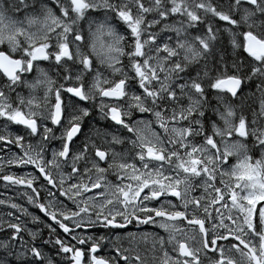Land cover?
Returning a JSON list of instances; mask_svg holds the SVG:
<instances>
[{"label":"snow or ice","instance_id":"1","mask_svg":"<svg viewBox=\"0 0 264 264\" xmlns=\"http://www.w3.org/2000/svg\"><path fill=\"white\" fill-rule=\"evenodd\" d=\"M0 142V264H264V0H0Z\"/></svg>","mask_w":264,"mask_h":264},{"label":"flooded vegetation","instance_id":"2","mask_svg":"<svg viewBox=\"0 0 264 264\" xmlns=\"http://www.w3.org/2000/svg\"><path fill=\"white\" fill-rule=\"evenodd\" d=\"M124 62H126V58L124 60ZM252 87H255V85L253 84ZM91 119H95L96 122L103 124L104 122L100 120L99 115L95 112V110H93L92 112V117ZM87 130V126L86 129ZM13 132L17 131L16 127L14 126L12 129ZM3 148L2 142H0V149ZM12 151H17V149H15L14 147L12 148ZM10 153L4 149V150H0V160H3L5 162L4 167L0 168V174H7L8 172H13V173H24V172H30L33 171V169L31 168V166L27 167V168H23V167H17L15 165H7L6 161L9 158ZM26 189L22 186L19 185H10L7 182L0 180V200H4L6 201L5 204H0V219L3 220H8L11 219L10 217L7 216V212L8 211H13L14 216L15 215H19V213H17L14 209H10L9 208V204L10 203H18L21 204L22 206H25L28 208L29 212L40 215L41 218L43 220H45L48 223H51L50 221H47L46 217H43L42 213H39L38 209H35L32 205L27 204L26 202V198L23 196V192ZM30 191V190H28ZM29 227H32L31 224L28 225ZM41 227H43V225H41ZM57 231H59V229L57 228ZM78 232H83L85 231L84 229H77ZM87 231H92V230H87ZM126 233H135L137 235V241L133 244L130 245V237L125 235ZM145 233H149V234H163L162 230H160L159 228L155 227L154 225H136L135 222L128 226L125 230H122L120 235H121V239L119 241H115V242H109V243H105L104 248L105 250H108L110 248V243H117L120 244L122 247H136L139 251H141V253H144L146 249L150 248V243L146 242L144 240V234ZM61 235H63V233H61ZM113 235H116V233H113ZM44 236L47 237V231L44 232ZM3 238V231L0 230V239ZM25 238L27 239V235L25 234ZM67 238V237H66ZM151 239V236L150 238ZM194 243V241L192 242ZM223 243V242H220ZM225 248H227V245H225ZM103 254V253H101ZM109 255H111V252L109 251ZM122 264V262H121Z\"/></svg>","mask_w":264,"mask_h":264},{"label":"trees","instance_id":"3","mask_svg":"<svg viewBox=\"0 0 264 264\" xmlns=\"http://www.w3.org/2000/svg\"><path fill=\"white\" fill-rule=\"evenodd\" d=\"M254 88H255V87H252V89H251V90H254ZM247 91H249V90H247ZM250 103H251V102H250Z\"/></svg>","mask_w":264,"mask_h":264},{"label":"rangeland","instance_id":"4","mask_svg":"<svg viewBox=\"0 0 264 264\" xmlns=\"http://www.w3.org/2000/svg\"><path fill=\"white\" fill-rule=\"evenodd\" d=\"M247 91V90H246ZM74 207V206H73Z\"/></svg>","mask_w":264,"mask_h":264}]
</instances>
